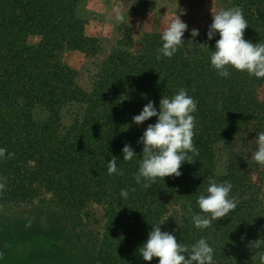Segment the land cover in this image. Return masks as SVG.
I'll return each instance as SVG.
<instances>
[{
    "label": "trees",
    "instance_id": "16d2710c",
    "mask_svg": "<svg viewBox=\"0 0 264 264\" xmlns=\"http://www.w3.org/2000/svg\"><path fill=\"white\" fill-rule=\"evenodd\" d=\"M117 1L126 9L136 2ZM220 1L215 12L239 7L248 22L245 39L264 43V0ZM75 2L0 0V102L15 115L32 147V157L23 161L0 118V147L15 154L0 160L4 184L0 219L7 214L43 216L56 208L53 220L87 246L93 264H158L157 257L143 260L138 249L153 224L163 222V231L188 246L205 238L218 264H264V189L256 188L252 179L260 167L252 159L255 137L264 132V100L253 89L264 78L234 68L228 78L217 74L210 56L219 36L207 38L215 13L210 12L200 35L192 38L191 31L185 32L186 46L172 58L158 51L161 33H147L126 76L97 72L92 90L86 92L62 62L67 37L60 28L59 11L70 12ZM35 37L42 38V45L33 61L29 50ZM107 43L108 49L92 50L100 68L110 61L115 66L121 59L115 51L128 53L133 48L132 30L122 25L117 38ZM95 60L88 63L95 66ZM181 88L198 102L193 140L199 154H189L194 162L182 165L181 176L159 179L144 189L134 180L142 159L138 140L158 118L126 131L123 118L132 119L149 101L159 109L162 96L171 98ZM64 112L84 115L81 142L63 139ZM125 144L137 152L133 161L123 160ZM113 156L118 157L123 175L107 173V161ZM209 177L230 181L238 203L230 216L197 229L187 209L191 204L192 212L200 213L196 200L208 187ZM121 189L129 192L126 201ZM254 241L260 247H250Z\"/></svg>",
    "mask_w": 264,
    "mask_h": 264
},
{
    "label": "clouds",
    "instance_id": "9594fccd",
    "mask_svg": "<svg viewBox=\"0 0 264 264\" xmlns=\"http://www.w3.org/2000/svg\"><path fill=\"white\" fill-rule=\"evenodd\" d=\"M212 15L213 21L209 26L207 38L211 41L219 36L210 56L211 66L217 74L228 78L231 75L229 69L234 68L257 79L264 78V43H253L245 39L248 22L242 9L233 7ZM117 19L123 21L124 17L118 16ZM186 31L188 24L177 14L160 34L162 47L158 50L159 53L163 57L172 58L181 47L186 46ZM190 35L192 38L198 37L199 29H192ZM191 42L189 40L188 44ZM197 109L198 102L181 88L171 98L162 96L159 109L155 106V101H149L139 114L133 116L132 122L137 125L152 117L158 118L154 124H148L138 140L143 149L142 159L138 161V171L134 176L137 184L149 189L159 179L181 176L182 165L194 162L189 154H199L193 140L196 135V118L193 114ZM130 126L126 124L122 130L126 131ZM255 138L257 150L252 154V159L264 167V132H258ZM122 152L124 161H133L137 154L131 144H125ZM14 155L0 147V160L11 159ZM117 158L113 156L107 161L109 175L124 174L123 169L118 167ZM3 187L4 184L0 183V189ZM232 189L230 181L217 182L212 177L208 178V187L196 200L202 214L193 213L191 204L188 205L187 210L195 228L207 229L213 221L230 216L238 203L231 195ZM120 196L126 201L129 197L128 190L121 189ZM163 224L164 222L153 224L147 240L139 247L138 252L143 260L150 262L157 257L158 264H218L215 250L205 238L188 246L178 242L172 232L163 231ZM250 247H260V242L254 241Z\"/></svg>",
    "mask_w": 264,
    "mask_h": 264
},
{
    "label": "rangeland",
    "instance_id": "374dc122",
    "mask_svg": "<svg viewBox=\"0 0 264 264\" xmlns=\"http://www.w3.org/2000/svg\"><path fill=\"white\" fill-rule=\"evenodd\" d=\"M220 0H136L126 9L117 0H76L72 10L59 11L61 31L67 37L66 50L62 53L65 68L75 73L77 84L86 92L93 88L96 73L128 74L142 38L147 33H161L177 14L188 24V31L202 30L208 23V13L215 12ZM123 16L124 20L117 19ZM122 25L132 30L134 46L128 53L115 51V66L111 61L98 67L93 58L94 47L110 48L107 39H116ZM105 41L100 46V42ZM42 38L35 37L30 43L29 57L39 55ZM89 57V58H88ZM95 60L96 65L88 62ZM100 68V69H99ZM115 72V73H114ZM253 92L264 100V80L255 85ZM0 118L5 122L17 143L23 161L32 157V147L28 136L11 110L0 102ZM62 137L65 141L81 142L85 132L83 114L73 116L69 112L62 115ZM129 128L139 126L128 116L123 125ZM252 179L256 188L264 189V167L257 168ZM53 212V211H52ZM50 211L35 217L7 214L0 219V264H93L86 252V245L53 220Z\"/></svg>",
    "mask_w": 264,
    "mask_h": 264
}]
</instances>
